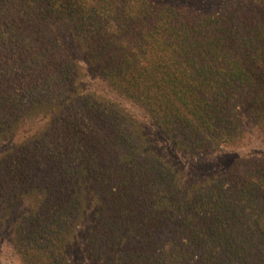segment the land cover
Instances as JSON below:
<instances>
[{"label": "trees", "instance_id": "16d2710c", "mask_svg": "<svg viewBox=\"0 0 264 264\" xmlns=\"http://www.w3.org/2000/svg\"><path fill=\"white\" fill-rule=\"evenodd\" d=\"M234 5V4H233ZM0 0V222L25 264H264V156L185 181L130 109L199 157L264 129V0ZM100 86V85H99ZM100 88V87H99Z\"/></svg>", "mask_w": 264, "mask_h": 264}, {"label": "rangeland", "instance_id": "374dc122", "mask_svg": "<svg viewBox=\"0 0 264 264\" xmlns=\"http://www.w3.org/2000/svg\"><path fill=\"white\" fill-rule=\"evenodd\" d=\"M171 3L189 4L200 9H213L215 11L226 10L227 6L240 5L246 0H168ZM233 5V6H234ZM91 84L98 89H103V92L108 96L121 101L128 109L132 111L138 120L142 130L146 135L154 139V143L169 159L173 160L177 169L179 170L182 178L187 181L212 174L215 172L227 169L231 162L238 156L256 155L259 157L264 156V129L257 127L249 128L247 138L238 145L225 147L223 150L209 152L199 157L187 156L180 151L176 150L168 141L162 137L156 126L143 114V112L132 103L118 97L116 94L106 90L104 85L95 78V82ZM100 85V86H99ZM100 87V88H99ZM16 139L0 142V154L16 144ZM26 209V205L19 207L17 212L7 221L0 222V264H25L21 255L18 253L13 236V225L16 222L17 215L20 211ZM89 218L81 226L73 236L70 255L73 264H101L97 261L91 260L86 257L84 252L85 238L89 230Z\"/></svg>", "mask_w": 264, "mask_h": 264}]
</instances>
